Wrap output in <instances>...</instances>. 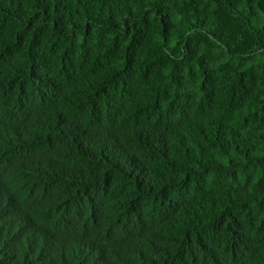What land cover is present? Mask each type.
Wrapping results in <instances>:
<instances>
[{
	"label": "trees",
	"instance_id": "1",
	"mask_svg": "<svg viewBox=\"0 0 264 264\" xmlns=\"http://www.w3.org/2000/svg\"><path fill=\"white\" fill-rule=\"evenodd\" d=\"M0 264H264V0H0Z\"/></svg>",
	"mask_w": 264,
	"mask_h": 264
}]
</instances>
